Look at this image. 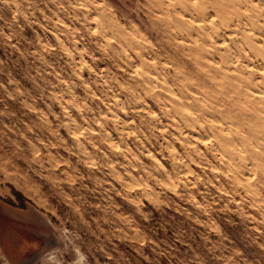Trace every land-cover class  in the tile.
Returning a JSON list of instances; mask_svg holds the SVG:
<instances>
[{
    "label": "rangeland",
    "instance_id": "374dc122",
    "mask_svg": "<svg viewBox=\"0 0 264 264\" xmlns=\"http://www.w3.org/2000/svg\"><path fill=\"white\" fill-rule=\"evenodd\" d=\"M0 264H264V0H0Z\"/></svg>",
    "mask_w": 264,
    "mask_h": 264
}]
</instances>
